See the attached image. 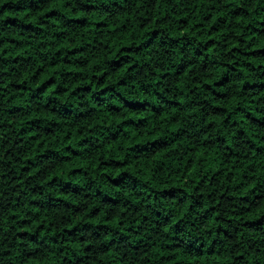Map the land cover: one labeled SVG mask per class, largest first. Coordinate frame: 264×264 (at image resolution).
<instances>
[{"label":"trees","instance_id":"16d2710c","mask_svg":"<svg viewBox=\"0 0 264 264\" xmlns=\"http://www.w3.org/2000/svg\"><path fill=\"white\" fill-rule=\"evenodd\" d=\"M0 264H264V0H0Z\"/></svg>","mask_w":264,"mask_h":264}]
</instances>
